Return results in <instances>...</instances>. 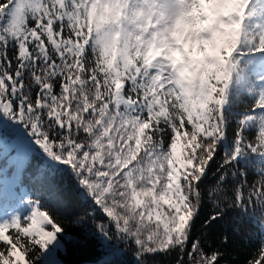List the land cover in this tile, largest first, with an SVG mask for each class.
<instances>
[{
    "label": "snow or ice",
    "instance_id": "obj_1",
    "mask_svg": "<svg viewBox=\"0 0 264 264\" xmlns=\"http://www.w3.org/2000/svg\"><path fill=\"white\" fill-rule=\"evenodd\" d=\"M33 155L58 196L0 214V264H60L89 220L135 264H220L206 203L264 227V0H0V185Z\"/></svg>",
    "mask_w": 264,
    "mask_h": 264
},
{
    "label": "trees",
    "instance_id": "obj_2",
    "mask_svg": "<svg viewBox=\"0 0 264 264\" xmlns=\"http://www.w3.org/2000/svg\"><path fill=\"white\" fill-rule=\"evenodd\" d=\"M243 107V104L241 105ZM255 132L250 133L254 136ZM15 168L7 166L4 161L7 183L3 186L4 191L15 193L19 199H27L29 196L41 198L49 204H54L58 196V180L50 179L47 184H41L36 172L39 158L33 155L29 159L21 158ZM215 171V169H213ZM249 181L258 180L259 177L252 169H249ZM17 174L15 182L12 180L13 174ZM216 185V176L209 174L205 181V200L207 201V190ZM234 183H230L227 194H233ZM12 187V188H10ZM212 206L206 203L201 214L200 221L194 229V238L200 236L205 241V246L209 251L219 249L224 253L220 264H246L253 257L258 258V250L264 243V227H261L259 216H254L251 211L248 214H238L229 211L223 220L213 223L211 226H204V219L211 212ZM20 211H22L20 209ZM28 212L25 207L24 213ZM23 213V211H22ZM98 215H102L98 213ZM227 236V242H223V237ZM63 243V248L58 250V258L63 264H122L121 262H110L103 260V257L110 250L112 244L116 246L124 245L131 258L127 264H135L133 247L127 246L121 241L115 232L112 233L110 241L104 240L96 231L91 220L87 224L68 223L65 233L59 236ZM115 252V251H114ZM121 258V254L117 256ZM149 262L153 259L160 260L163 264H172L175 254L169 257H148ZM124 264V263H123Z\"/></svg>",
    "mask_w": 264,
    "mask_h": 264
},
{
    "label": "rangeland",
    "instance_id": "obj_3",
    "mask_svg": "<svg viewBox=\"0 0 264 264\" xmlns=\"http://www.w3.org/2000/svg\"><path fill=\"white\" fill-rule=\"evenodd\" d=\"M21 131H23V129H21ZM2 188V185H0V190ZM58 240H60L59 236H58ZM127 246H130L127 244ZM63 248V243L60 240V246L56 249L54 255H52L50 257L51 260L53 261H60L58 258V250ZM115 251V252H114ZM121 254V258L122 259H118L117 256ZM130 256V254L127 251V248L122 245V246H116L115 244H112L110 247V250L108 251V253L104 256V259L106 261H108V263L110 262H123L124 264H127L128 260H130L131 258H128ZM122 263V264H123ZM60 264H63L62 262H60Z\"/></svg>",
    "mask_w": 264,
    "mask_h": 264
}]
</instances>
